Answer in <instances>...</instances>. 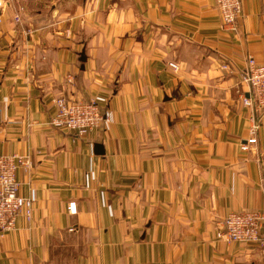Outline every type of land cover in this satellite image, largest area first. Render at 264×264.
<instances>
[{
  "label": "crops",
  "instance_id": "obj_1",
  "mask_svg": "<svg viewBox=\"0 0 264 264\" xmlns=\"http://www.w3.org/2000/svg\"><path fill=\"white\" fill-rule=\"evenodd\" d=\"M241 5L229 33L215 0H3L0 155L28 156L32 211L0 235V264H264L217 236L231 211L264 214V110L242 150L240 83L264 55V0ZM58 96L111 121L52 127Z\"/></svg>",
  "mask_w": 264,
  "mask_h": 264
},
{
  "label": "built area",
  "instance_id": "obj_2",
  "mask_svg": "<svg viewBox=\"0 0 264 264\" xmlns=\"http://www.w3.org/2000/svg\"><path fill=\"white\" fill-rule=\"evenodd\" d=\"M31 1V0H25ZM221 16L222 28L227 32L237 31V21L242 15L241 0H215ZM3 0H0L2 6ZM18 21V17L15 18ZM176 68V64L170 63ZM223 69L230 68L226 61ZM240 83L246 87L242 103L250 109L249 138L241 145L242 150L248 144L256 143L259 128L257 114L264 110V55L260 60L247 55L245 66L240 72ZM56 114L50 121L52 127L84 135L111 121V112L101 109L94 100H74L58 96L53 99ZM29 165L28 156L19 153L0 155V235L15 229L16 219L20 214L30 221L32 199L19 194V182L16 171ZM69 211L75 212L74 203L69 204ZM264 214L258 210H241L230 212L223 220V233L220 237L231 242L256 243L264 252V237L261 228Z\"/></svg>",
  "mask_w": 264,
  "mask_h": 264
},
{
  "label": "rangeland",
  "instance_id": "obj_3",
  "mask_svg": "<svg viewBox=\"0 0 264 264\" xmlns=\"http://www.w3.org/2000/svg\"><path fill=\"white\" fill-rule=\"evenodd\" d=\"M223 30H224V29H223ZM229 33H230V32H229ZM231 33H234V32H231ZM176 67H177V65H176ZM221 68L223 69L222 64H221ZM79 100H81V99H79ZM84 101H90V100H84ZM106 110H108V109H106ZM111 115H112V114H111ZM109 123H110V121L108 122V124H109ZM256 135H257V134H256ZM247 139H248V138H247ZM231 212H235V211H231ZM228 214H229V213H228ZM228 214H227V215H228ZM227 215H226V216H227ZM226 216H225V217H226ZM221 233H223V231L218 232V233H217V236H218V238H220V239H224V238H222V237L219 236V234H221ZM224 240H225V239H224ZM226 241H227V240H226ZM228 242H231V241H228ZM237 243H243V242H237ZM257 245H258V244H257ZM258 246H259V245H258ZM259 247H260V249L262 250L261 246H259ZM262 252H263V251H262ZM263 253H264V252H263Z\"/></svg>",
  "mask_w": 264,
  "mask_h": 264
},
{
  "label": "water",
  "instance_id": "obj_4",
  "mask_svg": "<svg viewBox=\"0 0 264 264\" xmlns=\"http://www.w3.org/2000/svg\"><path fill=\"white\" fill-rule=\"evenodd\" d=\"M82 56H83V54H82ZM81 60L84 61L85 60V57L83 56ZM96 147H97V150H98L97 152H100V153L103 152L101 145H96Z\"/></svg>",
  "mask_w": 264,
  "mask_h": 264
}]
</instances>
